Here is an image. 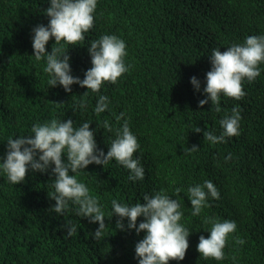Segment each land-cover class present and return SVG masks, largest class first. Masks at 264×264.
<instances>
[{"label": "trees", "instance_id": "16d2710c", "mask_svg": "<svg viewBox=\"0 0 264 264\" xmlns=\"http://www.w3.org/2000/svg\"><path fill=\"white\" fill-rule=\"evenodd\" d=\"M105 57L123 70L104 91ZM141 146L151 173L132 180ZM147 192L194 234L236 219L225 257L112 204ZM127 226L157 235L155 264H264V0H0V264H134Z\"/></svg>", "mask_w": 264, "mask_h": 264}, {"label": "clouds", "instance_id": "9594fccd", "mask_svg": "<svg viewBox=\"0 0 264 264\" xmlns=\"http://www.w3.org/2000/svg\"><path fill=\"white\" fill-rule=\"evenodd\" d=\"M261 48V43L252 47L251 51H258ZM94 50H92V53ZM47 67V66H46ZM123 70V61L119 58L105 57L103 60V66L99 73L98 79H95L99 86L105 91V89L119 80H121L120 74ZM241 88L237 92V107L242 105V101L246 95V87ZM128 117L124 118L122 127L129 124ZM121 127V128H122ZM56 151L50 156L54 157ZM145 155L143 146H141L132 157L131 161L127 165L128 177L132 180H139L146 178L151 173L150 166L145 162ZM66 167H74L79 172L82 170L80 167L70 165ZM79 179V178H78ZM80 189L73 194V198L83 209H99L103 206L99 204L96 197H93L87 185L80 180ZM218 182L214 179H206L200 183H197L189 187L185 192L186 201H191L203 196L213 188L217 186ZM67 197L71 194L67 193ZM74 200V199H73ZM180 200L172 195L163 192H147L140 196L134 203H118L113 202L112 204L118 205H131L136 206L143 212V215L152 217L153 224L162 225L166 227L170 235L176 236L180 241H183L187 245H191L197 250L201 256L195 258L198 259H211L221 260L225 257L228 239L234 235L238 229V222L234 218H225L223 220L215 221L210 228L207 230L194 234L191 230L183 223V212H175L171 209V205L174 202ZM111 204V205H112ZM203 206L191 207L190 211L193 214H198ZM103 228L104 225H100ZM133 231L135 237L133 242V263L134 264H155L150 258L149 254L144 250L145 244L150 239H156L157 235L151 234L145 236L143 231L137 227L127 226ZM202 253L208 254L209 257L203 256Z\"/></svg>", "mask_w": 264, "mask_h": 264}]
</instances>
